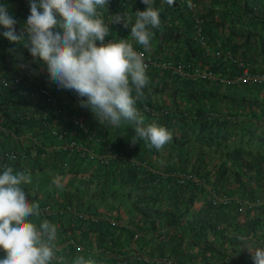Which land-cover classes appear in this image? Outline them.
<instances>
[{"label":"trees","instance_id":"16d2710c","mask_svg":"<svg viewBox=\"0 0 264 264\" xmlns=\"http://www.w3.org/2000/svg\"><path fill=\"white\" fill-rule=\"evenodd\" d=\"M110 1L115 8L122 6L121 0ZM130 3L127 8L134 23V12L137 9L144 10L146 5L141 0ZM16 7L19 9H15L14 18L26 21L30 14L29 8H20L19 3ZM154 7L160 11L161 23L158 29L153 30L151 47L146 53L152 58L167 59L180 53L186 62L214 73L213 78H186L189 80L185 81L187 85L192 82L190 93L184 96V100L180 99L182 103L171 100L173 105L170 106L157 103L151 97L153 89L158 88L153 81L171 76L173 82H177L181 77L173 73L170 75L166 69L150 67L146 70L149 83L144 89L143 99L137 100L135 107L144 118L145 126L153 122L162 124L172 133L173 139L159 150L147 147L143 140L133 145L131 139L135 136V126L123 121L120 127L113 126V129L105 126L109 133L107 139L106 132L97 127L100 122L95 114L79 106L74 92L58 90L55 84H51L48 87L57 101L72 106L73 110L70 111L87 121L88 125H96V129L92 127L95 133L100 135V139L110 142L116 156L102 164L92 163L74 153H51L50 164L53 169L60 171L64 160L68 163L67 172L86 174L87 178L83 180L85 187L88 183L99 182L101 173L107 172L113 179L109 181L108 177L104 178L102 183L111 185L109 193L98 198H110L106 202L110 208H117L127 201L128 206L136 209L131 216L139 217L149 224L155 222L160 228L180 226L182 230L188 227L187 240L198 244L203 256L202 264H218L225 256L233 259L232 264H255L251 250L264 249V100L257 102L237 96L243 91L259 90L261 84L231 81L240 68L234 61L224 59L221 52L229 50L233 55L245 58L251 45L252 48L256 45L259 47L258 53L264 54V1L208 0L198 11L203 18L204 28L201 44L193 39L189 13L183 3L175 0L174 5L169 6L164 0H155ZM109 27L111 34L108 36L117 37L120 31L124 33L120 25L110 24ZM4 31L6 29L0 25V60L10 59L29 64L43 72L39 70L38 64L31 62L32 57L23 44L10 42L3 36ZM128 42L143 50L134 39ZM9 48L23 52L24 60L20 61L10 54L7 51ZM171 50L178 53L170 54ZM248 66L254 71L252 65L248 63ZM261 70L264 71L263 68ZM4 91L11 96L9 91ZM9 96L0 94V116L8 127L16 130L14 123L17 117L12 111L24 110L29 100L25 92ZM152 110L156 113H151ZM241 110L246 113L242 115ZM248 119L251 121L248 122ZM252 121H258L256 128H252ZM255 133L257 136L259 133L260 137L253 139ZM159 153L164 155V161L159 162L158 158L151 161V156L155 158ZM71 157L78 159L82 166L68 160ZM131 158L144 161L147 167L134 164ZM45 164L26 163L31 171L41 169ZM175 172L197 175L203 178L205 185L191 179L179 183ZM89 174H93L92 178L88 177ZM207 187L234 193L240 202L214 204L208 198ZM120 189H126L127 198L120 195L114 197ZM40 192L45 199L49 197L48 190L36 189L31 192V201L35 197L39 205H50L42 198H37ZM69 192L68 188H63L61 197L69 203L75 200L79 202L80 195L73 200ZM195 199L200 202L199 208L194 207ZM244 201L252 204L247 206ZM141 207L143 211H140ZM139 211L145 216L138 214ZM91 223L90 227L95 230V223ZM96 234L100 236L102 233ZM130 236L136 238L138 234L132 232ZM154 240L159 255L175 254L167 249L164 235Z\"/></svg>","mask_w":264,"mask_h":264},{"label":"clouds","instance_id":"9594fccd","mask_svg":"<svg viewBox=\"0 0 264 264\" xmlns=\"http://www.w3.org/2000/svg\"><path fill=\"white\" fill-rule=\"evenodd\" d=\"M141 2L146 8L134 12L133 23L127 12L113 14L105 22L98 9L109 7V0H28L30 14L19 31L9 5L0 4V25L6 29L4 37L23 44L31 62L38 64L40 71L46 70L50 83L58 90L74 92L79 106L94 113L101 124L106 120L116 127L122 121L131 123L135 126L133 145L143 140L147 147L159 150L173 139L172 133L155 122L145 126L135 107L149 83L143 54L126 39L104 42L111 34L109 25L123 23L125 28L130 27V36L143 51L150 50L153 30L160 27L161 16L154 7L155 0ZM164 3L173 6L175 0ZM188 7H192L190 0ZM7 51L24 60L17 48ZM19 66L30 67L24 63ZM31 71L38 74L36 69ZM31 183L30 174H14L7 165L0 174V250L6 253L0 264H50L53 258L56 225L44 220L37 226L28 219L41 215L39 204L31 201V192L22 186ZM52 183L62 187L60 177ZM251 251L255 264H264V249ZM76 264H85L83 257Z\"/></svg>","mask_w":264,"mask_h":264},{"label":"crops","instance_id":"0c3cea01","mask_svg":"<svg viewBox=\"0 0 264 264\" xmlns=\"http://www.w3.org/2000/svg\"><path fill=\"white\" fill-rule=\"evenodd\" d=\"M207 2L208 1L206 0H198V11H200ZM0 3L9 5V12L11 15L14 14L15 9H19L16 7L17 3H19L20 8H22L20 0H0ZM130 4L131 3H129V5ZM24 22L25 21L23 20H18L17 24H24ZM225 33H227V31H225ZM119 34L120 35L118 36L120 39H126L127 41L131 39L126 33H121L120 31ZM258 50V46L254 45L252 48L251 45L245 54V59L248 61L249 65L254 67V71H262L261 68L264 69V54L262 55L263 52L258 53ZM176 53L178 52H173L172 50L170 52V54L173 55ZM181 56L182 55L178 53V56L174 55L173 59L183 60ZM20 64L21 63L11 61L10 59H5L3 61L0 60V73L15 72L14 69H22V67L19 66ZM165 72H170V75H172L171 71ZM46 79H48L47 76H44L43 80ZM185 81L189 80H186V78H179L177 82H173L171 76L160 78L158 82L154 80L153 83L158 85V88L155 90L153 89L151 97L156 100L157 103H166L170 106L173 105V99L182 103L183 101L180 99L182 98L184 100V96L186 97L192 88V82L187 85ZM51 84L53 83H50L49 86ZM258 89L259 90L254 89L255 91H243L242 94H238L237 96L243 99L246 98L248 100L260 102L264 100V85H260ZM0 94H6L9 96L7 92L1 89V87ZM25 95L27 99H33L37 102L41 100L40 96L34 92L28 94V92L25 91ZM178 96H180V98H178ZM241 113L243 115L246 112L241 110ZM250 121L251 119H248V122ZM95 126L96 125H91V128L93 127L96 129ZM110 126H108V128H112V126ZM97 127L98 129L100 128L101 131L103 129L104 133L106 132L107 134L106 138L109 139V133L107 132L105 124L100 123ZM256 134L257 133H255V135ZM255 135L253 139L260 137L259 133V136ZM43 138H47V135H43ZM252 141L256 142L255 140ZM96 147L99 149L101 143H98ZM157 158L159 162L164 161V155L161 153L155 158L154 156H151V161L156 160ZM68 160H71L74 164L79 163L80 167L82 166V163L75 157H71ZM110 160L111 159H109V161ZM63 162L64 164H62ZM61 165V169L65 170L68 163L62 160ZM46 166L48 168H53L50 164V160L46 162L45 167ZM75 167H77V165H75ZM92 175L93 174H89L88 177L92 178ZM58 176H60V178L64 177L63 181L65 180L67 184L65 187L62 186L65 189L68 188L70 191L68 193L70 198H73L74 200L75 196L80 195L79 202L75 200V202L69 203L65 198L61 197L60 193L63 188H57L56 185L52 183V180ZM101 176L99 182L96 184L95 181L94 183L88 184L86 187H71V183L75 181H83L87 178V175L82 174L81 172L72 173L66 171L63 175H61V172L60 174L53 172L50 175V180L52 179L51 187L47 189L49 191V197L41 199L44 195H37V198L50 203L49 208L44 213H41V217L33 216L28 219L32 220L37 226H39L42 221L47 220L50 223L55 224L57 227L56 240L53 242L54 255L50 264H76L80 257H83L85 264H160L153 262V259L159 256L157 251L158 247L155 246L154 239L161 235L165 236L167 249H171V252H175V254L170 257L174 258L178 264H202L201 260L203 256L198 248V244H192L187 240L188 227H184L182 230L180 226L160 228L155 222H151L150 224L143 222L139 217L131 216V213L136 209L128 206L127 201L124 204L119 205L117 208H114V206L111 208L108 207L106 202L110 198L98 197L103 194L107 195L109 193V188L111 187V185L108 186V182L105 183V185L102 183L104 178L108 177L107 179L110 181L113 177L107 172L101 173ZM93 179L96 180L95 178ZM118 195L126 197V189H120L114 197ZM32 202L38 203L35 197ZM65 205H68L69 208H64ZM195 208H199V206ZM140 211H143L142 207ZM140 211L138 214L140 213L142 216H145V214ZM153 215L154 213H152V216ZM91 222L95 223V230L90 227V225H92ZM96 232H101L102 234H100V236L103 238H100ZM132 232L137 233L138 236L136 238L131 237L130 235ZM180 234H183L184 237H181ZM5 255L6 253L3 250H0V258H3ZM232 260V258L225 256L218 262V264H232Z\"/></svg>","mask_w":264,"mask_h":264},{"label":"built area","instance_id":"2783aa9c","mask_svg":"<svg viewBox=\"0 0 264 264\" xmlns=\"http://www.w3.org/2000/svg\"><path fill=\"white\" fill-rule=\"evenodd\" d=\"M131 0H121L122 6L115 8L109 0V7L98 9V14L108 22L112 15L118 12H127V6ZM183 3L188 11L191 21L192 36L195 41L202 43L204 38L203 18L198 14V0H190L192 7L189 8V0H176ZM208 1V0H206ZM264 1V0H263ZM2 4V3H0ZM21 7L25 10L29 8L28 0H20ZM24 13V11H23ZM176 22V20H174ZM120 25L124 33L130 36V27L125 28L123 23ZM23 24H17L19 31ZM120 37L108 36L105 43L111 40H117ZM99 41L97 44L99 45ZM133 45V44H132ZM134 50L140 52L144 56L147 69L150 67L159 70L166 69L181 78H211L214 73L209 69L199 68L185 60L173 58H152L145 53L140 47L133 45ZM221 55L224 59L234 61L240 68L236 72L231 81L248 82L264 85V71H253L249 68L245 58L233 55L229 50H222ZM31 69H35L30 65L29 68H20L18 72L0 73V87L2 90L10 92L11 96H17L27 91L28 94L37 93L41 100L38 102L28 99L29 103L22 111H12L17 117L14 128L8 127L0 116V174L5 170V165L13 168L14 173H27V162L45 163L50 160L51 153H74L76 156L92 161V163H107L109 159H113L116 153L111 149L110 142L103 139L95 133L94 129L88 125L87 121L76 116L70 110L72 106L59 103L56 96L48 87L50 84L48 79L43 80L46 70L34 74ZM27 73H30L29 75ZM145 109L149 110L146 106ZM150 111V110H149ZM165 112V111H162ZM155 114V111H151ZM43 133V134H42ZM47 135V138H43ZM101 143V147H96ZM9 156H15L14 160H10ZM134 164L147 167L144 161L130 159ZM64 164V162L62 163ZM150 169V168H147ZM176 181L183 183L185 179H191L197 184L205 185L203 178L191 173H174ZM208 198L214 204L228 203L234 201L239 203L240 199L234 194L228 193L224 189H213L207 187ZM247 206L252 202L244 201ZM40 212L44 213L48 210V204L39 205ZM64 208H69L65 205ZM153 262L160 264H178L174 258L167 254H161L153 259Z\"/></svg>","mask_w":264,"mask_h":264},{"label":"rangeland","instance_id":"374dc122","mask_svg":"<svg viewBox=\"0 0 264 264\" xmlns=\"http://www.w3.org/2000/svg\"><path fill=\"white\" fill-rule=\"evenodd\" d=\"M245 122L248 123L247 121H245ZM104 124L107 127L111 125L108 121L104 122ZM257 124H258V121H255V122L252 121L251 122L252 128H256ZM113 126L114 125H112V127ZM43 167L41 169L35 168L33 171L28 170L27 173H25V174H30L32 177V183L31 184L22 185L25 189H28L29 192H34L36 189L38 191H41L42 189L47 190L48 188L51 187V184H52L51 183L52 179L50 180L51 173L56 172L57 174H60V172H61V175H63L67 171L66 169L58 171V170H55L53 168H48L47 166L45 167V165ZM90 167L92 168V166H90ZM58 177H60V176H58ZM63 179H64V177L61 178V183L65 187L67 183L65 182V180L63 181ZM71 184H72L71 187H78V186L84 187L85 186V183L83 181H75ZM88 184H87V186H88ZM63 186H62V188H63ZM31 187H33V188H31ZM39 194L43 196V194L41 192ZM231 194H233V193H231ZM42 199H44V197H42ZM228 203H230V202H228ZM199 204H200L199 200L195 199L194 207L199 206Z\"/></svg>","mask_w":264,"mask_h":264}]
</instances>
